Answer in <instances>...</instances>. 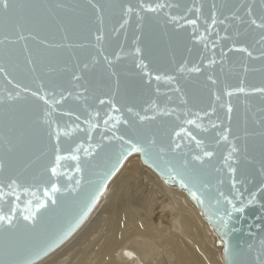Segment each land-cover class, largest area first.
I'll return each instance as SVG.
<instances>
[{"label":"water","instance_id":"1","mask_svg":"<svg viewBox=\"0 0 264 264\" xmlns=\"http://www.w3.org/2000/svg\"><path fill=\"white\" fill-rule=\"evenodd\" d=\"M9 2L0 264L60 248L133 155L186 194L225 264H264V0Z\"/></svg>","mask_w":264,"mask_h":264},{"label":"bare ground","instance_id":"2","mask_svg":"<svg viewBox=\"0 0 264 264\" xmlns=\"http://www.w3.org/2000/svg\"><path fill=\"white\" fill-rule=\"evenodd\" d=\"M159 193L173 212L165 226L153 217V194ZM217 242L186 194L165 185L133 155L85 224L35 264H225Z\"/></svg>","mask_w":264,"mask_h":264},{"label":"snow or ice","instance_id":"3","mask_svg":"<svg viewBox=\"0 0 264 264\" xmlns=\"http://www.w3.org/2000/svg\"><path fill=\"white\" fill-rule=\"evenodd\" d=\"M158 6H159V5H158ZM14 7H16V6L13 5L12 3H10L9 0H0V12H3L5 15H7L8 13H10V12L13 10ZM93 7H95V5H93ZM149 10H151V11H155L154 8H150ZM128 11L131 12L132 9L129 8ZM213 22H215V21H213ZM191 23L194 24L195 21L193 20V21H191ZM252 24L256 25L257 27H264V23L257 24L256 20H252ZM243 50H244V51H247V49H243ZM248 54L251 55V52H249ZM262 91H264V90H262ZM33 95H36V93H33ZM229 95H231V93H229ZM41 99H44V97H41ZM45 103H47V100H45ZM229 112H231V108H229ZM105 123H107V121H105ZM190 123H191V122H190ZM120 139H123V137H120ZM125 143L131 145V148L129 149L128 154H131V150H135V151H146L145 149H141V148L137 147V145H136L135 143H131L130 141H125ZM152 143H155V142L153 141ZM197 143H199V141H197ZM58 150H59V149L57 148V151H58ZM76 151L79 152L80 149L77 148ZM204 155H205V156H211L212 154L206 152ZM123 156H124V153L121 152L120 155H119V157H117L116 161L112 164V169H117V170H118V165L120 164V158L123 157ZM72 158H73V159H77V160L79 159L78 156H73ZM60 159H61V157L58 155V156L56 157L57 163H59ZM197 159H200V158L197 157ZM77 171H79V168H77ZM231 171L235 172V169H231ZM52 173H53V175L56 174V168H53V169H52ZM104 175H107V173H105ZM58 191H59V188H58V187H55V186H54V187L52 188V192H53V193L58 192ZM45 194L47 195V192H46ZM192 196H193L194 198H197L195 192L192 193ZM201 202H202V201H201ZM52 203L55 204V203H56V200H55V199H52ZM228 203H232V202H231V201H228ZM39 207H45V205L42 204V205H40ZM233 207H234V209H235V205H233ZM236 210H238V211H243V208L236 209ZM5 219H7V222L9 223V225L12 224V219H11V218H5V217H3V216H0V226L3 225ZM24 219H25V220H33L34 217H33V216H30V215H26V216L24 217Z\"/></svg>","mask_w":264,"mask_h":264},{"label":"rangeland","instance_id":"4","mask_svg":"<svg viewBox=\"0 0 264 264\" xmlns=\"http://www.w3.org/2000/svg\"><path fill=\"white\" fill-rule=\"evenodd\" d=\"M167 197L163 196V193H159L158 195L153 194V217L161 222L164 226L168 225L170 220L172 219L173 212L164 208V204H166ZM177 228V224H174Z\"/></svg>","mask_w":264,"mask_h":264}]
</instances>
